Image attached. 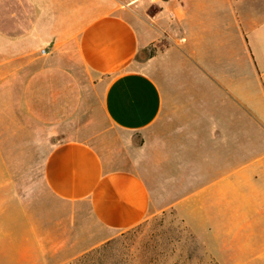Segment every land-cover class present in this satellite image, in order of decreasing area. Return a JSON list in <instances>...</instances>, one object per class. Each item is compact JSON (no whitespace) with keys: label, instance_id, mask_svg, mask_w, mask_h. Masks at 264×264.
Here are the masks:
<instances>
[{"label":"crops","instance_id":"crops-1","mask_svg":"<svg viewBox=\"0 0 264 264\" xmlns=\"http://www.w3.org/2000/svg\"><path fill=\"white\" fill-rule=\"evenodd\" d=\"M130 2L0 0V128L9 120L14 141L47 144L50 193L88 202L102 240L171 206L219 264H264V0ZM179 56L191 61L186 101L160 81ZM92 87L111 127L147 134L138 167L109 170L66 135ZM4 232L0 264H76L79 253L53 261L63 248Z\"/></svg>","mask_w":264,"mask_h":264},{"label":"rangeland","instance_id":"rangeland-1","mask_svg":"<svg viewBox=\"0 0 264 264\" xmlns=\"http://www.w3.org/2000/svg\"><path fill=\"white\" fill-rule=\"evenodd\" d=\"M137 2L151 4L150 8L155 6L151 0H132L130 3ZM157 51L158 47L151 46L147 57H152ZM173 59L175 64L167 67L173 69L174 78H162L160 81L165 89H185L178 97L186 101L187 90L191 88V61L180 56ZM100 91L94 87L85 91L81 110L69 120L66 135L89 141L103 155L107 169H134L145 156L148 136L145 132L128 133L111 127L103 112ZM16 129L9 120L1 122L4 142L0 147L4 167L0 182L11 184L13 189L0 191V231L3 233L0 248L11 245L12 240L4 236V231L13 225L14 230L19 229L14 245L47 249L61 247L62 251L51 254L50 258L62 261L71 253H79L75 259L77 263L86 252L117 237L119 234L102 240V231L93 219L88 202L76 204L54 198L45 182L43 160L40 158L47 144L14 141L19 138ZM118 245L123 247L118 254L127 260V264H219L171 206L151 214Z\"/></svg>","mask_w":264,"mask_h":264},{"label":"trees","instance_id":"trees-1","mask_svg":"<svg viewBox=\"0 0 264 264\" xmlns=\"http://www.w3.org/2000/svg\"><path fill=\"white\" fill-rule=\"evenodd\" d=\"M135 228L124 231L101 246L86 252L78 259L76 264H127V260L121 254H118L120 249L123 248L118 244Z\"/></svg>","mask_w":264,"mask_h":264},{"label":"built area","instance_id":"built-area-1","mask_svg":"<svg viewBox=\"0 0 264 264\" xmlns=\"http://www.w3.org/2000/svg\"><path fill=\"white\" fill-rule=\"evenodd\" d=\"M151 1H153V2H157L158 0H151Z\"/></svg>","mask_w":264,"mask_h":264}]
</instances>
